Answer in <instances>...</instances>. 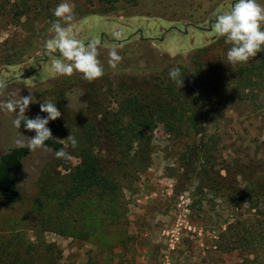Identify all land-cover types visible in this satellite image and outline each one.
<instances>
[{
    "label": "rangeland",
    "instance_id": "rangeland-1",
    "mask_svg": "<svg viewBox=\"0 0 264 264\" xmlns=\"http://www.w3.org/2000/svg\"><path fill=\"white\" fill-rule=\"evenodd\" d=\"M17 2L21 4L0 0V105L32 95L35 102L25 115L35 118L47 116L40 110L43 101L56 103L61 117L48 127L67 147V137L77 140L79 135L77 119L88 108V90L99 88L100 100L111 110L116 98L130 90L155 83L168 86L160 78L174 67H192V57L203 49L206 76L219 79L218 91L208 84L201 93L203 100H211L229 89L221 81L227 71L237 70L226 64L231 46L213 31L216 17L236 0H123L110 12L102 0H67L74 6V37L85 45L91 39L101 41L98 59L104 75L91 83L79 73L58 76L52 68L61 57L46 43L53 36V10L62 0L27 1L30 7L22 17L17 16ZM257 2L264 5V0ZM113 48L122 57L115 69L107 63ZM256 91L249 97L227 92L235 100L222 96L211 106L208 134L221 138L215 172L241 162L264 167V143L259 140L264 136V85ZM13 119V113L0 108V157L18 148L15 140L22 134L32 137L23 125L15 128ZM202 140L207 143L208 136H178L159 124L150 152L135 146L129 152L103 153L116 191L103 199L98 190L88 191L64 210L70 175L66 168L74 169L78 159L72 157L61 167L55 152H31L22 173L24 203L0 208V254L12 259L17 254L18 264H242L246 253L231 250L237 225L245 223L256 234L254 254L264 261V198L230 199L206 188L199 174L203 160L188 158L189 147H200ZM42 192L50 196L38 201Z\"/></svg>",
    "mask_w": 264,
    "mask_h": 264
},
{
    "label": "trees",
    "instance_id": "trees-1",
    "mask_svg": "<svg viewBox=\"0 0 264 264\" xmlns=\"http://www.w3.org/2000/svg\"><path fill=\"white\" fill-rule=\"evenodd\" d=\"M20 1V0H17ZM21 0L17 2L21 12L17 16L22 17L28 12L29 4ZM42 1V0H41ZM123 0H102L109 7L108 11H115ZM206 50H199L192 59V67L180 68L181 83H175L169 78V72L160 78L164 79L168 86L163 83H155L143 90H130V94L116 98L117 106L108 110L100 100L98 89L88 90L89 105L83 110L79 118L77 136L78 145L73 148L58 140L53 133V138L46 142L47 149L56 152L66 148L72 157L78 159V165L70 171L69 188L66 190L64 210L73 201L91 190H98L103 199L109 193L117 190L118 186L106 174V162L103 158L105 152H117L120 149L132 151L138 146L144 154L151 151V139L159 124H164L168 133L178 135L193 133L195 136L207 138V143L202 140L200 147L190 146L188 150L189 160L200 158L204 162L200 174V180L204 186L211 189L215 195L228 196L230 199L257 200L264 198V167L263 165H252V163L241 162L236 167L231 164L224 168L221 173L216 170V153L221 142L219 134L209 135V129L213 110L211 106L222 98L235 100L229 97L227 92H242L249 97L257 92L256 89L264 85V54L250 59L246 64H237L233 70H228L221 80L229 89L224 88L211 100H203L201 93L212 85L217 88L219 79L208 78L207 68L209 64L202 60ZM184 81V83H183ZM222 87V86H221ZM217 88L216 91H218ZM234 89V90H233ZM262 92V88H259ZM253 95V94H252ZM62 98L66 93H62ZM24 126V124L22 123ZM25 127V126H24ZM187 127L186 130H183ZM32 137L34 131H27ZM31 155L27 148H13L0 157V208L3 206H14L24 203L25 196L21 189L22 173L25 161ZM66 161L56 160V165L65 167ZM236 185L231 186V182ZM50 196L49 192H42L38 201ZM239 232L236 233V243L231 251L246 253L242 264H264L258 255H255L253 245L256 242L252 233V226L245 223L237 225ZM235 227V229H237ZM256 235V234H255ZM264 247V237L261 236ZM258 238V237H257ZM0 254V264H18L19 256L13 254ZM255 255L253 258L252 256ZM17 258V259H16Z\"/></svg>",
    "mask_w": 264,
    "mask_h": 264
},
{
    "label": "clouds",
    "instance_id": "clouds-1",
    "mask_svg": "<svg viewBox=\"0 0 264 264\" xmlns=\"http://www.w3.org/2000/svg\"><path fill=\"white\" fill-rule=\"evenodd\" d=\"M56 19L49 28V33L53 34L52 39L46 43V48L58 51L60 59L52 63V68L58 76L71 77L74 73L81 74L82 79L89 83L101 78L104 75V67L98 59L99 39H91L86 45L76 39L73 35L72 22L74 20V6L62 0L53 10ZM213 31L218 37L224 38L225 43L231 47L226 54V64L234 67L237 64H246L264 51V5L257 0H236L233 7L226 13L216 17ZM117 38L121 33H116ZM122 57L113 48L108 53V66L117 68ZM181 70L174 67L169 70V78L175 83H181ZM184 83V81H183ZM4 85L0 84V88ZM35 102L32 95L21 96L19 99H9L0 108L8 113L14 114L13 126L21 128L22 123L27 131H34L35 136L28 137L21 135L15 140L19 148H27L31 152L38 149L47 150L46 142L53 138V133L48 127L50 121H55L61 117V111L56 103L43 101L40 110L46 113V117L37 115L35 118H28L25 113L30 104ZM71 146H77V140L70 135L67 137ZM259 140L264 143V136ZM57 159L71 162L73 159L66 148H61L55 152Z\"/></svg>",
    "mask_w": 264,
    "mask_h": 264
}]
</instances>
